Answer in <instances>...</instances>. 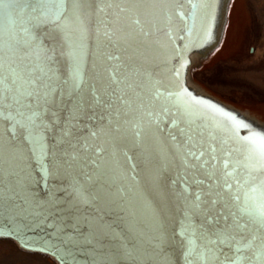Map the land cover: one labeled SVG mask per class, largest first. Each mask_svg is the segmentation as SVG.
<instances>
[{
  "label": "snow or ice",
  "instance_id": "1",
  "mask_svg": "<svg viewBox=\"0 0 264 264\" xmlns=\"http://www.w3.org/2000/svg\"><path fill=\"white\" fill-rule=\"evenodd\" d=\"M216 2L0 0V220L8 222L0 236L20 238L29 218L45 222L59 245L45 242L43 250L54 248L62 264H78L75 252L86 264L121 257L134 264H264V135L192 97L226 122L197 115L182 84L161 91L135 60L137 37H147L161 16L170 21L172 5L207 35ZM161 134L170 155L157 154L152 174L159 200L141 204L144 228L136 211L118 203L127 213L123 235L105 219L116 201L100 180L118 185L115 195L125 201L119 157L130 162L128 150L139 148L148 159ZM164 172L170 183L161 180ZM65 209L79 214L65 223Z\"/></svg>",
  "mask_w": 264,
  "mask_h": 264
},
{
  "label": "water",
  "instance_id": "2",
  "mask_svg": "<svg viewBox=\"0 0 264 264\" xmlns=\"http://www.w3.org/2000/svg\"><path fill=\"white\" fill-rule=\"evenodd\" d=\"M222 3L223 0H217L215 4L212 24L207 35L201 32L198 25L193 29L190 17L181 18L175 14L176 5H172L173 14L171 20L168 21L162 16L159 17L158 26L151 28L150 34L147 37H137L133 46L139 50V55L135 57L136 62L142 64L153 75L154 79L160 82L161 91L167 88L175 90L177 83L182 84L191 93V97L186 96V99L191 102L192 108L197 115L204 114L208 117H214L217 120L226 122L225 118L216 113L214 109L207 107V105L196 104L192 100V97L203 99L211 104L222 107L226 111L232 112L230 109L208 97L196 93L187 85V72L191 62V56L197 52H203L210 46L215 26L219 20ZM182 10L187 14L191 9L185 2ZM148 27L151 26H146V30ZM94 42V37L86 39L88 52L93 51ZM177 69L180 70L179 77L175 75V70ZM238 118L243 119L240 116ZM243 120L246 121L245 119ZM252 130L255 131L253 128ZM247 132L248 129H241L240 135L243 136ZM158 153H168L170 155L165 134H161V143L159 145L148 146V159H145V155L141 154V149L139 148H131L128 150V155L132 157L130 162L125 160L123 156L119 157L121 171L127 173L126 178L120 182L129 189L125 201H120L119 196L115 195L118 185L109 187L105 183L106 178L102 177L100 180L105 191L113 194L112 199L116 201V203H111L105 207L107 213L105 219L112 222L116 230L123 235H129L127 213L121 207H117L118 203H126L129 208L136 211L138 213V227L144 228L148 224V216L146 209L143 214L140 213L141 204L147 203L148 205H154L159 200L160 190L152 182L153 170L159 160ZM130 165H135V169L133 170ZM35 176L38 179L39 173L36 172ZM133 176L135 180L131 179ZM161 180L164 183H170L171 174L168 172L162 173ZM54 183H63L66 185L67 181L58 179ZM39 190L40 195L43 196V189L41 188ZM60 195L64 196V193H60ZM61 207L64 208L63 205ZM80 211L83 212L84 209ZM74 214L79 213L69 212L65 209L60 213V216L63 217L65 223H70L69 218ZM55 219L57 218L50 217V221ZM24 223L28 227L23 230L20 238L7 235L0 236V238L13 240L25 251L48 255L58 264H62L59 259V254L54 248H50L48 251L43 250L45 242H50L51 245H59L55 229L45 222H37L31 218L25 220ZM0 224L8 225V222L6 220H0ZM4 231H7V227H5ZM22 240L27 241L31 247H22ZM115 243L112 242L113 245ZM75 255L78 264H86L87 257L80 252H75ZM114 264H134V262L127 257H121Z\"/></svg>",
  "mask_w": 264,
  "mask_h": 264
},
{
  "label": "rangeland",
  "instance_id": "3",
  "mask_svg": "<svg viewBox=\"0 0 264 264\" xmlns=\"http://www.w3.org/2000/svg\"><path fill=\"white\" fill-rule=\"evenodd\" d=\"M187 85L264 135V0H223L211 44L191 56ZM0 264H58L0 238Z\"/></svg>",
  "mask_w": 264,
  "mask_h": 264
}]
</instances>
